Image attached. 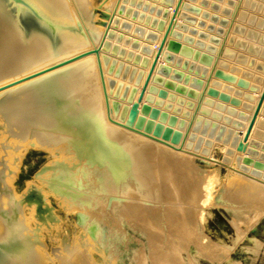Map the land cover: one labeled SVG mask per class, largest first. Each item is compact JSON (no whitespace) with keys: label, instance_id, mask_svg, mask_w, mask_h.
Instances as JSON below:
<instances>
[{"label":"bare ground","instance_id":"bare-ground-1","mask_svg":"<svg viewBox=\"0 0 264 264\" xmlns=\"http://www.w3.org/2000/svg\"><path fill=\"white\" fill-rule=\"evenodd\" d=\"M27 1L61 28L53 37H49L31 20L17 17L14 7L7 0H0V264H122V258L114 253L113 247H108L109 252H106L107 246L98 240V233L102 234V231L97 230L96 225L105 218L111 222L113 233V220L116 227L130 228L136 224L139 229L148 232L154 228L149 221L152 219L142 217V214L147 212L156 216L155 209H160L159 214H165L163 217L175 227L176 232L166 233L165 238L174 237L176 233H179L177 236L188 234L195 223L196 205L193 199L197 191L195 188L188 189L181 196L185 206L177 204L176 200L181 199V190L180 193L174 190L177 186L172 187V179L176 178L178 184H174L179 185L181 176L184 181L186 175L183 177L184 173L181 175L175 166L174 172L178 170L181 176L175 173L170 175L164 167H168L170 162L174 164L166 155H171V151L175 150L128 128L132 127L144 100L145 94L141 101H137V94L163 30H147L138 25L128 29L130 23L124 26V20L120 19L124 16L118 12L122 0H101L96 7L91 0ZM174 3L175 0H172L167 7L165 21ZM182 8L184 0L174 23H177ZM102 12L107 13L109 18L104 19ZM97 16L100 19L95 24ZM101 20L106 21L108 26L101 25ZM78 23L83 32L70 29V26H77ZM114 27L132 31L136 37L150 43L141 46V55H145L146 62L142 65V75L132 99L126 102L129 109L127 111V107L123 106L121 116L119 113L116 115L114 110L115 97L109 92L108 72L102 61V55L112 56L106 48L112 49L114 45L115 40L110 41ZM106 28L107 35L99 49V57L111 119L95 54L77 56L98 46ZM171 37L172 34L167 39ZM125 43H129L128 39ZM164 48L153 75L158 65H162ZM262 73L249 111L240 125L241 133L237 138L239 151L244 150L252 139L264 112L263 100L250 135L243 142V133L264 85V69ZM151 82L152 78L147 88ZM121 117H125L124 120H120ZM30 147L45 151L47 161L19 193L14 189L13 180L24 152ZM175 153L179 159L196 157L203 160L183 152L182 148ZM207 159L213 160L211 157ZM177 161L178 167H186L189 163L188 159ZM236 175L233 182L240 185L248 181L249 185L245 184L247 190L264 194V184L241 174ZM242 179L246 180L242 182ZM169 183L171 186L167 189ZM48 195H52L57 205L66 212L75 211L79 227L71 241L63 236L50 251L43 242V231L59 224L55 225L57 217ZM183 214L188 216L189 224L185 226ZM132 221L137 222L132 224ZM89 222L95 227L90 228ZM148 240V249L156 252L152 258L156 264H161L165 255L162 243ZM129 258L133 260L134 254Z\"/></svg>","mask_w":264,"mask_h":264},{"label":"rangeland","instance_id":"rangeland-1","mask_svg":"<svg viewBox=\"0 0 264 264\" xmlns=\"http://www.w3.org/2000/svg\"><path fill=\"white\" fill-rule=\"evenodd\" d=\"M91 2L96 7L100 5L101 0ZM7 3L11 7L14 6L8 0ZM121 6L123 9L120 15L125 18L120 19L124 20V26L130 23V30L136 25L147 30L155 29L151 26V20L160 19V15H156V9L167 8L161 0H122ZM150 7H153L151 11ZM236 8L238 12L232 25H238L240 32L232 33L230 21ZM182 9L177 18L175 34L170 38L178 42L179 47L175 51H168L170 60L162 61L164 70L157 74L158 81L151 82L144 92V100L132 127L173 144L175 151H181L182 148L187 154L207 160L206 162L196 157H185L183 159H188L189 163L186 167L180 166V169L176 163L177 160L182 162L183 159H179V155L171 151V155L166 156L172 159L175 165L170 162L168 167L164 165L166 169L163 167L170 175L175 173L181 176L184 173L183 177L187 176L183 178L184 181L181 180L182 176L181 179L177 176L179 181H183H178L179 185L174 184H178L176 178L172 179V187L177 186L173 189L179 193L181 190V195L177 192L180 197L184 196L188 189H196L197 196L193 199L196 205L193 204L194 227L186 235L181 233L177 236L179 233H176L175 238H165L166 233L176 232L173 229L175 227L163 217L165 214H159L160 209H155L154 214L158 217L147 212L142 214V217L152 219L149 221L154 228L148 232L139 229L135 224L137 221H132L134 226L124 228L119 225L116 227L113 220V233L111 222L101 218L96 225L97 230L102 231V234L98 233V240H102V245L107 246L106 252L113 247L114 253L122 258V264H156L152 258L156 252L147 247L148 238L156 244L162 243L165 255L161 264H264V194L247 190L248 181L240 185L232 181L238 176L235 174H241L264 184V112L252 139L244 150H237L240 125L249 111L264 69V0H184ZM19 15L21 19L26 17L23 11L19 12ZM147 16L150 17L148 21ZM45 19V23L35 21L40 29L49 37H53L61 27L51 19ZM99 19L98 16L95 17V24ZM223 21H226L225 24ZM116 28L119 31H116ZM70 29L83 32L80 23L70 26ZM219 29H222V32ZM112 31L110 41L115 42L112 43V49H106L112 55V58L107 55L108 64L113 65L108 77L115 80L111 93L115 97L113 103L117 115L121 111L123 113L122 106L126 105L127 90L129 86H133L137 71L142 69L140 61L134 58L141 55L142 44L149 42L120 27H114ZM223 37H232L230 42L228 39L223 44L229 54L218 56L214 63L215 52H212V48L217 51ZM126 39L128 44L125 43ZM134 40L140 42L137 49L130 46ZM128 53H131L130 56ZM206 57H212L209 64L205 62ZM211 70L212 74L208 78ZM207 78L208 83L202 92ZM193 93H197L196 97ZM201 93L202 99L184 137ZM124 118L121 117L120 120ZM208 157L213 160H208ZM46 161L45 151L28 148L14 177V189L19 193L24 190L26 182L34 177ZM174 166L179 168L181 175L178 170L174 172ZM245 180L242 179V182ZM236 185L238 187H235ZM170 186L171 183L166 188ZM178 199L177 204L185 206L184 198ZM48 200L57 217L55 225L59 224L58 227L51 226L43 231V242L50 251L63 236L71 241L79 227L75 211L66 212L57 205L52 195H48ZM151 204L160 206L158 203ZM182 219L184 226L189 224L186 214H183ZM91 227L95 226L91 224ZM131 253L134 254L133 260L129 258Z\"/></svg>","mask_w":264,"mask_h":264},{"label":"water","instance_id":"water-1","mask_svg":"<svg viewBox=\"0 0 264 264\" xmlns=\"http://www.w3.org/2000/svg\"><path fill=\"white\" fill-rule=\"evenodd\" d=\"M8 1L14 5L13 7H14V10H15V12L17 14V17L19 16V18H20L21 16L19 15V12L23 11L26 14V17H25L26 19L25 20H27V19L28 20H31L36 25H38V23H36L37 21L42 22V23H45L46 22L45 17L43 15H41L36 10V8H34L27 0H8ZM161 2L166 7H169V5L171 4L172 0H161ZM181 4H182V0H175V3L173 5V7H172V10L170 11V15H169L167 21H165V18L167 17L168 9L167 8H164L163 9V8H160V7L156 9V15H160V19H152L151 20L152 21L151 22V26L154 27L155 30H163V33H162V35L160 37V40H159V42L157 44L156 50L154 52V55L152 57V60L150 62V65L148 67V70H147V72L145 74V77H144V79L142 81V84L140 86V89L138 91L137 101H141L142 100L143 95H144V92H145V90L147 88V85H148L150 79L152 78V82L158 81L157 74L158 73H161L164 70V67L162 65H158L157 70H156L157 72H156L155 75H153L155 66H156V64H157V62H158V60L160 58V55H161V52H162L163 48L165 47L164 48L165 52L163 54L164 56H163L162 59H164V60L165 59L166 60L167 59L170 60L171 59V55H170V52H168V51H175L179 47L178 42L174 41L173 39H167V38H168V36L170 34H172V35L175 34V28L177 27V23H174V22H175V18H176L177 14H178V10L180 9ZM122 9H123V7L121 6L119 8L118 12L120 13ZM152 9H153V7H150V11ZM237 12L238 11H237V8H236V10L232 13V18H231V21H230V26L232 25L233 20H234V18L237 15ZM101 14H103L102 17L104 19L109 18V15L107 13L102 12ZM148 19L150 20V17L147 16L146 17V20L148 21ZM35 20H37V21H35ZM225 22L226 21H223L224 24H225ZM99 23L101 25H105L106 27L108 26V23L106 21L101 20V21H99ZM219 31L222 32V29L221 30L219 29ZM234 32H240V27L238 25H236V24L232 25V33H234ZM149 34H152V33L149 32ZM106 35H107V28L104 31V33H103V35H102V37L100 39V42H99V45L98 46H94L92 49H90L88 51H85L81 55H77V56H82V55L87 54V53H94L95 54L96 61H97V65H98L99 76H100V80H101V84H102L103 95H104V99H105V103H106V108H107L108 116L110 118L108 98H107L108 97V91H107V89L105 87V83H104V72H103L102 65H101V61H100V57H99V49H100L101 45L103 44ZM231 38L232 37H228V39H229L228 40V39H226V37H223V42H222L220 48L217 51L214 48H212V52L213 51L215 52V55H214V57H215L214 58L215 59L214 60V63L217 60L218 56L221 55V56L224 57V56H227L229 54L228 51H227V49L223 47V44H224V42H226V40H228L230 42ZM106 45H107V47L109 46L108 43ZM130 46H131V48L137 49L140 46V42H138V41L137 42L136 41H132ZM130 54L131 53H129L128 55L130 56ZM134 60H139L141 66L146 62L145 55H143V56L136 55V57H135ZM211 60H212V57H206L205 62L209 64L211 62ZM102 61L104 63V66H105L108 74H109L111 72V70H112V65H108L109 57L107 55H102ZM212 68H213V66H212ZM117 70H116V74H117ZM205 72L206 71L204 70V73ZM211 74H212V70L209 71L208 78L211 76ZM141 75H142V69H139L137 71V74H136L135 78H134L133 86H131V87L129 86V88L127 90L128 91V94H127V97H126V102H130L131 101L132 96H133V94H134V92L136 90V86H137V84L140 81ZM106 78H107V83H108V87H109V92H112V85L114 84L115 80L114 79H111L110 77H108V75H107ZM208 78L205 79V83L203 85V89H202L203 91L202 92H204V90L206 88V85H207L208 80H209ZM196 94L197 93H193V96L196 97ZM202 96L203 95L201 93L200 96H199V99L197 100L198 103H196V107L194 109L193 116L190 118V121H189V123L187 125L186 131L184 133V137L188 133V130H189L191 124H192L193 118H194V116L196 114L197 107H198V104L200 103V101L202 99ZM263 100H264V85H263V87L261 89V92H260V95H259L258 100L256 102V105H255V107H254V109L252 111V114H251V116L249 118V121H248L247 126L245 128V131L243 133V136H242V141L243 142L247 141V139H248V137L250 135V132L252 130L253 124L255 122V119L257 117V114L259 112V109H260V106H261ZM114 105L115 104L113 103L114 110L116 111ZM124 106H126V105H124ZM126 107H127V111H128L129 107L128 106H126ZM120 116H121V113H120ZM128 128H130L131 130L135 131L138 134H141V135H145L147 137H150L153 140H156V141H158L160 143H163V144H165L167 146H170V147H172V148L175 149V146L173 144L168 143L167 141H165L163 139H160L159 137H156L154 135L153 136L152 135H149L148 133H146V132H144V131H142V130H140L138 128H134V127H128ZM191 136L193 137L194 135L192 134Z\"/></svg>","mask_w":264,"mask_h":264}]
</instances>
